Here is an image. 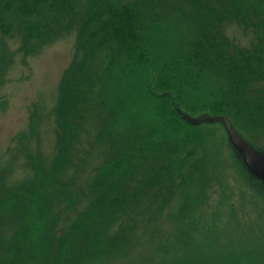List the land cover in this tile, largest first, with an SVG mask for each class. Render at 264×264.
Returning <instances> with one entry per match:
<instances>
[{
	"label": "trees",
	"instance_id": "trees-1",
	"mask_svg": "<svg viewBox=\"0 0 264 264\" xmlns=\"http://www.w3.org/2000/svg\"><path fill=\"white\" fill-rule=\"evenodd\" d=\"M112 1L0 0V30L11 31L8 15L17 12L27 49L37 50L42 38L47 42L54 37L64 16L68 27L77 26L74 57L63 73L55 106L56 158L51 170L36 172L34 194L21 203L23 208L32 203L41 209L34 216L20 215L23 222L14 245L26 264L49 263L51 251L61 256L71 247L78 253L92 251L89 244L104 239L95 218L105 223L118 220L115 213L128 209L139 195L173 188L169 177L175 157H181L191 137L197 138L178 111L228 118L250 142L264 129V91L257 86L264 83L261 0H189L193 14L178 11L185 21H194L193 26L187 23L191 38L167 56L162 50V55L158 53L157 31L175 19L152 13L153 1L121 7ZM155 1L163 5L162 0ZM45 12L52 15L43 18ZM238 17L240 24L256 29L259 44L249 50L231 45L220 34L224 20ZM142 97L149 111L142 108ZM89 130L94 132V148L106 150L88 185L93 197L85 213L94 217H84L65 241L53 247L45 242L49 220L43 214L48 201L37 193L46 185L55 192L72 187L58 175L70 168L78 140ZM31 215L34 218L29 219ZM30 220L41 224L44 233L36 241Z\"/></svg>",
	"mask_w": 264,
	"mask_h": 264
},
{
	"label": "rangeland",
	"instance_id": "rangeland-1",
	"mask_svg": "<svg viewBox=\"0 0 264 264\" xmlns=\"http://www.w3.org/2000/svg\"><path fill=\"white\" fill-rule=\"evenodd\" d=\"M138 1H153L152 13L175 19L158 28L159 54L162 50L171 55L191 38L192 28L187 26L194 21H185L181 13L193 14L189 0H162L163 5L155 0L112 3L121 7ZM18 15L13 11L8 15L13 25L9 33L0 30V264H26L14 245L23 222L20 215L34 216L41 209L32 203L23 208L21 203L34 194L36 172L51 170L56 158L55 106L63 73L74 57L77 29L76 24L68 27L64 16L54 37L47 42L42 38L37 50L27 49ZM51 15L45 12L43 18ZM237 20H224L220 34L246 50L259 44L256 29ZM257 86L264 91V83ZM145 104L142 97V108L149 111ZM180 111L197 138L191 137L181 157H175L169 177L173 188L139 195L128 209L115 213L118 220L105 223L95 218L94 224L104 231L101 243L92 241L88 247L92 251L84 253L72 247L63 249L61 256L51 251L44 264H264V129L250 134V142L228 118ZM93 137L92 130L82 134L70 168L58 175L72 187L55 192L46 185L37 193L48 201L43 214L50 226L45 242L53 247L65 241L84 217H94L85 213L93 197L88 185L106 150L94 148ZM30 223L36 241L44 233L41 224Z\"/></svg>",
	"mask_w": 264,
	"mask_h": 264
}]
</instances>
